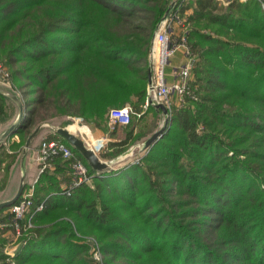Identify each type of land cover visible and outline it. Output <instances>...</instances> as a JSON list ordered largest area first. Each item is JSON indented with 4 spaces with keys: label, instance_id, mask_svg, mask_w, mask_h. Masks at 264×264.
Segmentation results:
<instances>
[{
    "label": "trees",
    "instance_id": "trees-1",
    "mask_svg": "<svg viewBox=\"0 0 264 264\" xmlns=\"http://www.w3.org/2000/svg\"><path fill=\"white\" fill-rule=\"evenodd\" d=\"M174 1L0 0V66L25 109L8 140L24 143L52 117L106 132L109 110L125 105L130 120L114 125L99 158L150 136L146 112L163 113L142 108L148 54ZM182 2L178 14L189 7ZM263 2L193 0L189 28L174 32L193 58L189 93L172 96L164 131L137 161L95 173L50 134L73 157L54 156L39 174L25 216L32 226L12 258L0 244V264H264ZM15 112L0 94V125ZM14 157L0 147L5 169ZM75 158L93 176L65 193ZM6 208L0 236L13 230Z\"/></svg>",
    "mask_w": 264,
    "mask_h": 264
},
{
    "label": "built area",
    "instance_id": "built-area-1",
    "mask_svg": "<svg viewBox=\"0 0 264 264\" xmlns=\"http://www.w3.org/2000/svg\"><path fill=\"white\" fill-rule=\"evenodd\" d=\"M222 2H229L231 0H217ZM241 2L247 0H239ZM174 3V2H173ZM263 9H264V2ZM174 7V5H173ZM172 7V8H173ZM179 8L174 7V11H170L167 16L162 19L157 30L155 31L150 51L148 54L149 67L151 68V83L146 86V96L143 103V111L149 105L162 103L168 111L171 110L172 96L176 95L182 100L183 96L189 93V74L192 66L193 58L186 44L183 35L179 37L174 36L177 12ZM183 53V62L176 68L172 69L170 73L166 71V66L169 60L178 52ZM0 74L3 76L6 73L0 66ZM133 113L130 105L122 107L111 108L108 113L109 124H126L130 120V115ZM139 115V114H137ZM61 155L64 158L73 157V152L70 147L55 138L44 137L41 139L35 150V168L37 173L31 183L25 187L20 197L9 207V212L13 215V230L12 233L15 238L20 239L22 243L23 231L25 234L32 226L31 215L26 217V212L31 204L30 197L33 194L34 184L37 181L38 175L47 168H52L54 163L53 157ZM137 161V160H136ZM73 176L69 186H64L63 192L68 193L70 188H73L83 182L90 183L93 174H89L87 165L80 159L75 158L73 165ZM43 204L36 206L35 211L43 208ZM6 226V223H0V228ZM18 250V245L11 246L4 251L7 259L12 258Z\"/></svg>",
    "mask_w": 264,
    "mask_h": 264
},
{
    "label": "water",
    "instance_id": "water-1",
    "mask_svg": "<svg viewBox=\"0 0 264 264\" xmlns=\"http://www.w3.org/2000/svg\"><path fill=\"white\" fill-rule=\"evenodd\" d=\"M171 9L168 8L163 19L167 16ZM148 83H151V68L147 69ZM0 94L8 98L16 107L15 116L13 119L0 128V145H2L12 134L14 129L21 123L25 115V109L22 97L13 90L9 85L0 82ZM155 106L160 108L162 113L166 115L168 110L162 103H156ZM73 124V120L65 118L60 122L50 119L42 120L35 124L30 133L24 140V143L16 157V160L9 173L7 184L0 194V210L4 207L12 205L22 194L26 186L35 178V172L31 169L33 160V148L39 136L43 132H52L63 138L80 156L86 161L87 165L100 173L112 168V165L120 163L125 157L131 154L132 149H128L121 154L107 160H102L98 156V152L93 150L87 143L74 131L69 130ZM86 126V125H85ZM165 126H162L150 136H148L143 144L142 150L151 146L161 135ZM101 145H98L96 150H99Z\"/></svg>",
    "mask_w": 264,
    "mask_h": 264
},
{
    "label": "rangeland",
    "instance_id": "rangeland-1",
    "mask_svg": "<svg viewBox=\"0 0 264 264\" xmlns=\"http://www.w3.org/2000/svg\"><path fill=\"white\" fill-rule=\"evenodd\" d=\"M176 1L177 0H175L174 3L171 4V8L173 7V5H174V7L175 6L176 7L180 6L181 3L178 4V3H176ZM217 2L223 8H226L228 6V4H229V2L228 3L227 2H222V1H217ZM182 4H188L189 7L185 8L184 11H182V13L181 12L179 14L177 13V16H175V18H176V25L175 26L179 30L180 33L186 32V30L190 26L189 23H188V18L190 16V14L192 13L191 6H193V0H183ZM180 33H179V35H181ZM182 35L184 36V34H182ZM185 41H186V37H185ZM2 70L6 73V75L3 76L2 74H0V82L9 85L8 82H7V74H8L7 72L8 71L4 67H2ZM14 116L15 115H13L10 120H8L7 122H5L2 125H0V128L3 127L6 123L10 122L13 119ZM169 117H170V111H168V113L166 115H164V114H160V113L154 114L151 110H148L146 112V116H145V118L147 119V124H149V125L154 124L155 125V128L153 129L152 132H155L156 130H158L162 126L166 127V124H167V121H168ZM65 118L72 119L73 120V124H82V125L84 124V125H86L88 127V129H89L90 136L96 141L100 140V142H103V145H106L110 141L111 138H114V137H110V131H113L114 129H118L117 127L114 128L115 124H109L108 122H107V131L106 132L103 131L100 128L94 129L89 123L84 121L81 117H76V116L52 117V120H54L56 122L57 121L60 122L61 120L65 119ZM77 130H78V128L76 130H74V132L76 134H78L87 143L88 146H90L93 150L98 152L99 150H96L97 146H95V143L93 144V143H91L88 140V139H90V136L87 135L84 132V130H82V132H78ZM138 131H140L139 127H137L134 132L138 133ZM118 136H120V135H118ZM102 137L104 138V141H103ZM7 140L2 145H0V147L1 148H5L10 153L14 154L15 157H14V160H13L12 164L9 166L8 169H5V163H1L0 164V184L2 182L1 179L4 178V174L6 175L5 182H4V187L0 190V194L3 192V190H4V188H5L6 184H7L11 168H12V166H13L15 160H16V157H17V155H18V153H19V151H20V149H21V147L23 145V142L21 141V139L17 135H13L8 141ZM144 140L145 139L137 140L134 143L129 144L125 148L124 151H126L128 149H132L131 150V154L128 155L127 157H125L120 163H116V164L112 165V168H116V167H118L119 165H121L122 163H125V162H131L132 160H138L141 156H143L144 153H145L142 150V144H143ZM13 143H15L16 145H14ZM52 168H54V166ZM52 168H47V169H52ZM66 185H67L66 183L65 184L61 183V188H63ZM5 211H9V207H7L5 209ZM4 238H5V242H4ZM0 244L3 245L2 246V252L4 254V251L7 250L11 246L18 245V248H19L22 245V241H20V239H18V238L16 239L15 236L13 235L12 231L8 230V231L4 232L2 234V236H0ZM92 251L93 252H92L91 258L96 259V255L97 254L94 253V250H92Z\"/></svg>",
    "mask_w": 264,
    "mask_h": 264
},
{
    "label": "crops",
    "instance_id": "crops-1",
    "mask_svg": "<svg viewBox=\"0 0 264 264\" xmlns=\"http://www.w3.org/2000/svg\"><path fill=\"white\" fill-rule=\"evenodd\" d=\"M183 53H182V51H178L170 60H169V63H168V65L166 66V71L168 72V73H170V71H172V69H174V68H176L178 65H180L182 62H183ZM95 133V132H94ZM50 134L52 135V134H54V133H52V132H43L40 136H39V138H38V140L36 141V143H35V145H34V148H33V160H32V163H31V169L35 172V173H37V170H36V168H35V160H34V158H35V150H36V147H37V145L39 144V142L41 141V139L42 138H44V137H50ZM103 138V137H102ZM103 141H104V138H103ZM97 144L98 145H101V147L103 146V142H100V140H98L97 141ZM97 144H95V146H97L98 147V145ZM36 175V174H35Z\"/></svg>",
    "mask_w": 264,
    "mask_h": 264
},
{
    "label": "bare ground",
    "instance_id": "bare-ground-1",
    "mask_svg": "<svg viewBox=\"0 0 264 264\" xmlns=\"http://www.w3.org/2000/svg\"><path fill=\"white\" fill-rule=\"evenodd\" d=\"M78 128V132H82V130H84V132L87 134V135H89L90 136V132H89V129H88V127L87 126H85L84 124L82 125V124H72L70 127H69V130H71L72 132L74 131V130H76ZM91 143H95V144H97V141L96 140H94L91 136H90V139H88ZM98 145V144H97Z\"/></svg>",
    "mask_w": 264,
    "mask_h": 264
}]
</instances>
